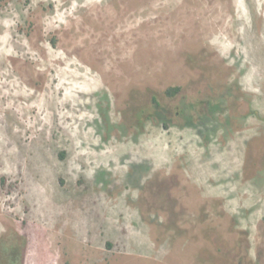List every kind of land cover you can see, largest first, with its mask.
<instances>
[{
  "label": "rangeland",
  "instance_id": "rangeland-1",
  "mask_svg": "<svg viewBox=\"0 0 264 264\" xmlns=\"http://www.w3.org/2000/svg\"><path fill=\"white\" fill-rule=\"evenodd\" d=\"M0 264H264V0H0Z\"/></svg>",
  "mask_w": 264,
  "mask_h": 264
},
{
  "label": "trees",
  "instance_id": "trees-1",
  "mask_svg": "<svg viewBox=\"0 0 264 264\" xmlns=\"http://www.w3.org/2000/svg\"><path fill=\"white\" fill-rule=\"evenodd\" d=\"M181 87L177 86V87H170L167 89L166 91V94L169 96V97H175L179 94V92L181 91ZM154 100V103H158L157 99L156 98H153Z\"/></svg>",
  "mask_w": 264,
  "mask_h": 264
}]
</instances>
